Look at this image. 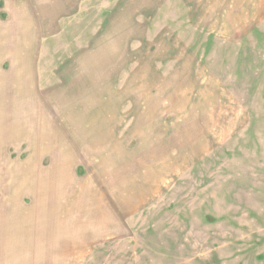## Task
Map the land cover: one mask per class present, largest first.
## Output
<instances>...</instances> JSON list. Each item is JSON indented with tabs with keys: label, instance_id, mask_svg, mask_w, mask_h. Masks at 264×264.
Listing matches in <instances>:
<instances>
[{
	"label": "rangeland",
	"instance_id": "374dc122",
	"mask_svg": "<svg viewBox=\"0 0 264 264\" xmlns=\"http://www.w3.org/2000/svg\"><path fill=\"white\" fill-rule=\"evenodd\" d=\"M26 227L45 264H264V0H0Z\"/></svg>",
	"mask_w": 264,
	"mask_h": 264
},
{
	"label": "crops",
	"instance_id": "0c3cea01",
	"mask_svg": "<svg viewBox=\"0 0 264 264\" xmlns=\"http://www.w3.org/2000/svg\"><path fill=\"white\" fill-rule=\"evenodd\" d=\"M6 223V221H3ZM26 225L25 221H19ZM28 225V224H27ZM18 229H22L18 227ZM27 227L24 231H14L11 234L7 231H0V260L13 258L14 255L22 259V264H45L46 252L45 247H39L36 242L27 240ZM14 233V234H13ZM53 254V253H52ZM14 259V258H13Z\"/></svg>",
	"mask_w": 264,
	"mask_h": 264
}]
</instances>
